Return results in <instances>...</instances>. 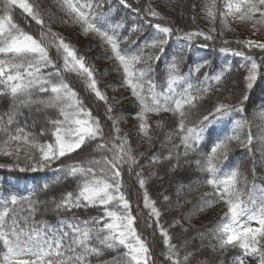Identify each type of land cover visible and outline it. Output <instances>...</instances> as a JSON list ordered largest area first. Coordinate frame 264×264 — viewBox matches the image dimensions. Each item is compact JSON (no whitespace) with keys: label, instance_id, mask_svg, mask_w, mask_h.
<instances>
[{"label":"trees","instance_id":"obj_1","mask_svg":"<svg viewBox=\"0 0 264 264\" xmlns=\"http://www.w3.org/2000/svg\"><path fill=\"white\" fill-rule=\"evenodd\" d=\"M87 2L102 5L94 11L97 15H103L92 22L102 31L114 35L119 47L129 55H142V61L135 68L139 71L150 65L151 71L144 77L145 89L148 87L147 81L151 80L156 93H165L170 66L175 65L177 71L173 74L185 79L174 85V92L193 98L191 107L185 106L187 126L196 125L219 104L243 108V111H234L216 120L205 132L199 145L185 155L186 149L181 141L185 133L180 131L178 113L171 110L146 113L148 135L145 136L139 130L141 121L137 113L141 105L131 87L127 86L123 68L111 45L96 32H86V25L75 21L64 7L63 0H29L39 11L42 25L18 6H11L8 11L12 23L34 38L40 39V33L47 29L57 33L94 70L97 87L107 97L106 101L95 95L83 76L69 71L62 74L78 93L84 107L91 111L93 117L99 118L104 140L117 135L113 130V119L117 120L120 136L127 139L136 163L127 161L123 164L121 182L130 200L132 215L137 217V232L142 234L149 246L151 264H172L166 258L168 249L161 227L168 231L181 261L185 256L188 257L187 264H237V258L245 255L243 250L238 245L221 247L216 232L219 225L227 222L223 217L228 211L225 202L228 197L214 198L216 190L207 183L213 177L202 165L215 142L225 136H237L238 140L230 142L227 158L221 157L216 164L218 176L222 179L225 174L230 175L233 171L237 173L235 189L238 200L234 202H243L254 211L264 205V50L237 43L247 40L244 31L250 25L257 27L262 36L260 42H264V23H256L259 14L253 20L241 21L231 16L222 19L223 0H79V3ZM5 7V0H0V17L5 15ZM149 7L163 19L150 16L147 12ZM209 11L215 14V19L208 16ZM157 23L172 28V34L158 32L154 27ZM236 27L240 30H236ZM196 31L212 35L213 39L196 36L188 40L185 36ZM161 39L166 40V43L152 47L154 42ZM51 40L52 37L48 35L44 42L50 45ZM225 41L228 43L225 44ZM222 48L232 51L222 52ZM233 51H242L244 56L233 55ZM49 55L57 67L62 68L63 60L54 46H49ZM149 56L153 57L150 61L147 59ZM248 56L254 57L260 65L252 88L247 87L245 79L250 66L246 60ZM221 73L220 82L210 79ZM188 85H191L190 89ZM145 95L150 94L145 92ZM51 96L50 92L31 91L32 100L48 101ZM244 96L248 97L247 100H244ZM25 99L27 97L23 95L13 97L8 86L0 84V129H7V134L0 130V144L8 140V134L16 135L17 129H22L24 135L34 138L39 144L54 141L55 129L50 121L63 119L60 114L63 105L22 103ZM168 103L174 107L172 100ZM161 104H165L162 98ZM109 106L113 119L108 118ZM9 115L13 117L11 124L8 123ZM237 121L242 123L238 125ZM249 135L252 137L251 143ZM101 142L99 139L87 141L81 149L44 167L40 166V153L30 146L31 141L29 144L9 142L6 151L19 150L13 155L0 153V210L12 196L18 199L28 197L34 204V210H30L28 200L15 206L8 204L21 227L35 226L46 231L62 228L68 232L66 243L70 244L72 232L60 221L73 222V217L79 221L90 220L103 215V208L89 205L70 211L57 209L61 197L68 192H76L80 183L79 176H69L59 169L78 161L110 156L109 152L95 150ZM154 157L157 158L156 162H153ZM197 161H200V165ZM141 172L146 180L144 188L140 187L137 176ZM145 191L161 213L159 225L156 218L150 216V209L144 206ZM165 196L168 200L164 199ZM81 227L84 225L81 224ZM88 227L102 228L103 223L89 224ZM104 235L106 233L97 235L95 231L90 234L87 246L98 249L99 255H89L87 264H125L126 249L123 246L109 248L101 244ZM258 246L264 251V239ZM72 247L76 248L77 253L82 251L79 246ZM4 251L0 244V257ZM66 255L71 256L73 253L68 252ZM249 256L261 263L258 253ZM23 258L34 259L31 256Z\"/></svg>","mask_w":264,"mask_h":264},{"label":"snow or ice","instance_id":"obj_2","mask_svg":"<svg viewBox=\"0 0 264 264\" xmlns=\"http://www.w3.org/2000/svg\"><path fill=\"white\" fill-rule=\"evenodd\" d=\"M5 15L0 17V84H5L13 97L26 96L27 99L22 103H48L63 105L60 107V114L63 119L50 121L55 131L53 133L54 141L46 144H39L34 138L23 134L22 129H17L16 135L8 134V140L0 144V153L5 155H13L19 149L6 151L5 147L9 142L29 144L34 149H38L40 153V166L44 167L51 162L58 160L68 154L74 153L81 149L87 141L101 140L96 145V151L109 152L110 156H101L100 159H89L86 161H78L67 166H62L59 171L69 176H79L80 183L76 192H68L61 197L57 203V209L72 210L81 206L89 205L102 207L103 215L92 217L90 220L79 221L76 217L72 218L73 222L67 220L60 221L61 225H67L72 232L71 243L68 244V232H64L62 228H37L21 227L15 214L8 207V204L15 206L23 200L29 201L30 210H34V204L28 197L17 198L12 196L10 201H6L3 210H0V244L4 248V254L0 257V264H87V258L91 254L99 255V250L87 246L90 234L95 231L106 233L101 244L109 248H118L123 246L126 249L124 257L125 264H151V252L146 239L142 234L137 232L135 223L136 216L132 215L131 204L121 182V168L127 161L135 164L136 159L131 155V149L128 147L126 137L120 136V129L116 126L117 120L113 119L111 106L108 107V118L113 119V130L116 136H110L108 140H104L103 128L101 127L98 117H93L91 111L84 107L83 101L80 100L78 93L73 90L63 77V72H76L83 76L88 87L95 93L100 100H107V97L97 87V81L94 78V70L87 65L84 57L78 56L76 50L57 33H52L51 29L42 31L40 39L34 38L32 35L24 32L18 25L12 23L11 15L8 11L11 6H18L30 16L38 24H43L39 11H37L29 0H5ZM64 7L70 15L78 23L86 25L85 31H93L102 36L110 45L116 59L119 61L125 74V82L131 87L133 94L140 102L141 109L137 113V118L141 121L139 130L148 135L149 125L146 121V113L159 112L161 110H171L180 116V131L185 133L181 137V141L188 151L194 150L204 137L208 128L216 121L234 111H243L242 107H235L227 104H219L207 116L198 121L194 126H187L185 106L191 107L193 98L189 95H182L174 92V85L184 80V77L174 75L177 71L175 65H171L169 69V78L167 80V91L165 93H156L155 85L151 80L147 81L148 87L144 88V77L151 71L150 65L141 70H137L135 65L142 61V55H129L126 50L119 47V42L114 35H109L107 31H102L93 20H99L95 9L101 8V4L92 2L79 3L73 0H63ZM147 12L152 17H160V14L150 7ZM259 14L256 23H264V0H223V10L220 15L224 19L228 16L237 18L241 21L253 20ZM208 16L215 19V14L211 11ZM156 30L162 34L171 35L173 29L162 26L160 23L154 25ZM114 31V30H113ZM212 31H215L213 29ZM50 35L52 40L50 45L54 46L63 60L62 68L57 67L55 61L49 55V44L44 41ZM188 40H192L196 36H203L205 39H213L212 35L204 32L196 31L186 33ZM166 40L154 42L152 47L162 46ZM228 42L225 41V44ZM244 44L248 48H259L264 50V42L255 40L237 41ZM161 47V51H162ZM222 52L232 51L229 48H222ZM233 55L244 56L242 51H233ZM153 57L149 56L150 61ZM158 59V57H157ZM249 61L248 75L245 77L247 87L252 88L257 79V73L260 65L257 64L254 57L248 56ZM52 68L53 71H46ZM199 70V69H197ZM221 74H217L210 79L220 82ZM207 78V77H206ZM191 88V85H188ZM38 90L40 93L50 92L52 96L48 101L32 100L31 91ZM145 92L150 95H145ZM173 94V95H170ZM178 97V98H174ZM161 98L165 104H161ZM244 96V100H247ZM172 100L174 107L168 102ZM243 103V101L241 102ZM13 117L9 115L8 123L11 124ZM242 121H237L241 124ZM5 131L7 129H0ZM251 135H249V143H251ZM238 140L237 136L229 135L218 140L213 144L210 153L204 161L203 167L211 174L213 178L207 181L213 185L215 197L224 199L228 205V211L223 217L226 223H222L216 229L220 238V245L239 246L245 255L259 254L261 256V264H264V251L258 246L260 241L264 239V205L258 210L248 208L243 202H234L238 200V192L235 189L237 173L233 171L230 175L225 174L224 178H219V169L216 164L221 157L227 158L230 151V142ZM157 158H153L156 162ZM200 165V161H197ZM139 184L144 188L146 180L143 173H137ZM168 200V197H164ZM254 203V202H253ZM144 206L150 209V216L156 218L159 225L160 211L157 209L155 201L150 200L147 191L144 193ZM247 216L248 223L256 221L257 227L241 224L242 217ZM103 223L102 228H89L88 225H99ZM81 224L84 227H81ZM27 225V218H25ZM48 226H46L47 228ZM164 237V243L168 249L166 258L172 261V264H187L188 257L185 256L183 261L176 251V246L171 243V237L168 231L163 227L160 228ZM72 245L79 246L82 251L77 253L76 248ZM71 252L73 255L68 256L66 253ZM190 255V254H189ZM25 256L34 257V259H24ZM240 264H243L242 259Z\"/></svg>","mask_w":264,"mask_h":264},{"label":"rangeland","instance_id":"obj_3","mask_svg":"<svg viewBox=\"0 0 264 264\" xmlns=\"http://www.w3.org/2000/svg\"><path fill=\"white\" fill-rule=\"evenodd\" d=\"M240 28L236 27V30ZM244 37L247 40H255V41H261L262 40V36L259 34L257 27L250 25L249 27H247L244 31ZM262 113L264 114V110L262 111ZM241 224H248V226L251 227H257L258 224L256 223V221H251L250 223H248V218L247 216H244L241 218L240 220ZM248 255H244L243 257H241L240 259H242L243 264H261L259 260H254V258L250 257ZM3 256V255H2ZM237 264H240V260H238Z\"/></svg>","mask_w":264,"mask_h":264}]
</instances>
